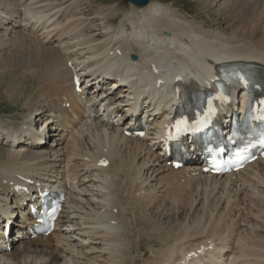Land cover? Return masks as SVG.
Segmentation results:
<instances>
[{
    "label": "bare ground",
    "instance_id": "bare-ground-1",
    "mask_svg": "<svg viewBox=\"0 0 264 264\" xmlns=\"http://www.w3.org/2000/svg\"><path fill=\"white\" fill-rule=\"evenodd\" d=\"M5 1L0 0V30L23 23L25 30L39 31L46 42L57 43L52 48H35L32 42L28 47L29 41L23 43L26 36L22 34L21 38L14 39L17 44L13 61L0 60L4 71L25 68L23 75L27 72L39 74L35 76L38 85L42 84L38 91L41 104L55 103L60 96L66 95L62 86L69 81L68 61L73 63L75 70L86 63L91 66V70L81 74L87 78L95 73L110 76L113 72L114 77L131 80L140 95L144 93L143 77L163 80V68L202 65L213 70L234 61L253 64L264 71L263 0L258 4L257 13L250 10L256 7L258 0H234L231 3L224 0L219 12L222 16L227 14L230 22L239 24L229 36L203 31L160 1H149L142 7L130 5L118 27L108 23L107 13L99 17L100 30L105 37L101 42L85 34L94 25L79 15L82 0H65L64 9H58L57 0L52 3L51 0H11L18 4L17 10H6L10 4ZM53 6L57 10H53ZM232 8H238L239 18L232 13ZM110 9L116 12L114 7ZM46 11L50 13L45 15ZM62 19H65V25L61 23ZM1 40L0 48L3 46ZM117 50L120 55L115 57L113 54ZM64 57L72 59L63 62ZM183 72L179 69L177 74ZM115 86L117 82L108 91ZM21 87L16 88L18 96L23 94ZM199 88L195 80H189L191 91ZM183 90L189 92L186 88ZM15 92L12 96L17 95ZM92 96L98 98L96 92ZM109 96L115 103L110 111L115 114H120L122 105L130 102L131 97L124 89ZM169 106L171 102L165 101L164 107ZM45 108L43 105L37 111L32 109L21 124L27 125L35 112L45 114ZM78 115L81 116L79 112ZM54 116L58 119L55 126L60 123L52 136L56 140L42 149L28 151L24 145L13 146L3 143L0 138V147L8 148H0V205L8 209L4 200L12 191L9 182L16 181L18 176H36L42 182L65 179V187L71 186L67 187L70 189L59 219L62 228L47 239L24 242L14 252L0 254V264H35V260L42 261L41 264H173L179 256L209 240H215V249L208 254L219 253L214 256L217 261L214 264H264V161L247 170L244 176L238 175L236 180L209 179L196 176L194 172H172L154 153L153 143L127 139L119 127L85 119L75 131L64 134L65 123H71L70 119L59 109ZM153 123L158 120L153 119ZM21 124L7 129L17 130ZM1 128H6L2 121ZM42 129L47 134L53 131L49 121ZM103 158L110 162L105 170L96 167ZM148 172L155 174L152 181H158L157 177H160L155 188L147 189L149 184L144 176ZM181 178L186 180L180 184L183 189L175 186ZM76 181L78 183L74 184ZM191 183L194 187L191 185L192 190H187ZM191 191L196 194L193 200H189ZM158 199L176 206L190 202L191 208L197 204L202 215L195 222L184 221L173 230L164 229L166 232L161 235V229L147 216ZM175 211L176 214L191 213V209ZM73 229L76 232H72ZM215 242H223L224 247L219 249Z\"/></svg>",
    "mask_w": 264,
    "mask_h": 264
},
{
    "label": "rangeland",
    "instance_id": "rangeland-1",
    "mask_svg": "<svg viewBox=\"0 0 264 264\" xmlns=\"http://www.w3.org/2000/svg\"><path fill=\"white\" fill-rule=\"evenodd\" d=\"M152 1H160L163 5H165V7L172 9V11H174L179 17L181 16L182 18H184L186 20L188 19L187 21H189L193 25L196 24L195 26H197V27L203 26V28H205V30L208 32L209 31H211V32L212 31L213 32L219 31L220 33L222 32L223 34L229 36V35H231L233 30H235L236 28L239 27L238 23H236L234 21L230 22V19L228 18L227 14H226V16L225 15L222 16V14L219 12V9H220L221 5L223 4L224 0H152ZM208 1H210V2H208ZM232 1H234V0H230V3ZM240 1L243 2V0H240ZM101 2L107 3L109 5L112 4V5L117 6L116 8L114 6H111V7H114L116 10V12L114 14H112V15L109 14L112 11L106 12L108 14V19L114 20L115 25H118L120 23V21H122L124 19L125 14L130 9V7H129L130 5H128L124 0H89L88 5L81 6V11H86L84 13V16L87 18H94L95 13L98 12V9L100 8L99 5ZM259 3H262V0H258V3L255 4L256 7L255 6L251 7L250 12H253L252 10L254 9L255 10L254 13H257L260 9L258 6ZM64 4H65V0H64ZM244 7H247V6L244 5ZM107 8L108 7H105L103 10H107ZM256 10H257V12H256ZM106 13H103V12L96 13V15H98V17H97L98 20L100 21L99 17L103 14H106ZM232 13L234 15H237V18L240 17V16H238V15H240L238 8H232ZM86 20L93 23L94 26H95V24L98 23V22L95 23L91 19H86ZM107 21H109V20H107ZM204 25H205V27H204ZM95 29H97V28H95ZM95 34H97V33L94 32L93 34H89V35L95 37L94 36ZM21 36H22V33L20 32V29H17V30L11 31V32L9 31L7 33L2 32V34H0V37L2 39V40L1 39L0 40H1V43L3 44V46L1 47L2 49L0 48V60L1 61L3 60V61H6L8 63L10 62L9 60L13 61V58H15V53H14L15 48H16L15 44H17L15 40H17L19 37L21 38ZM26 40H27V38L24 39L23 43H25ZM12 43H14V44H12ZM27 43H28V41H27ZM38 45L40 46V44L37 43L36 46H38ZM27 46L31 47L32 42L30 44V41H29ZM33 46H35V45L33 44ZM1 68H0V119H2L3 122L4 121H5V123L18 122L19 120L24 118L32 109H35L34 111H36L40 107H43V105L40 102L41 100L38 97V91L41 89V86H42V84L38 85L39 80L36 77L38 73L34 74L33 72H27L28 74H25V75H27V76H25V75H23L25 68L23 70L18 69V68L15 70L14 69L12 70V68H11L8 71H4L5 69L4 68L1 69ZM19 80L20 81L23 80L24 82L22 81L23 83L22 82L19 83ZM18 85H19V87L22 86L20 89L23 91L24 95L22 94V95L18 96V94L15 92ZM14 92L17 95L12 96V94ZM37 98L39 99V102H38ZM148 174H149V177L151 176L152 179L155 176V174L152 175L151 172H148L147 175ZM145 176H146V174H145ZM157 178H159L158 179V181H159L160 177H157ZM158 181L156 180L155 182H158ZM193 184L194 183L189 184L190 186L187 185L186 189L188 190V188H190V190H192V186L194 187V185H195V184L194 185ZM177 185L178 184H175V186H177ZM181 186L182 185L179 184L178 188L180 187V189H183ZM152 188H153V186H152ZM186 189H184V190H186ZM158 196H159V194H158ZM157 202L164 204V202H162L159 199ZM166 204H170V203L166 202L165 205ZM155 205L152 208L154 212H151L150 210H152V209H150L149 210L150 212L148 211L147 215L151 219V221H154V224L156 225V227L161 229V231H160L161 235H163V233H162L163 231L166 232V230H164V229L173 230V229H175V226L177 224L183 223L184 221L190 222V220H189L190 218H195V216H191L190 213L187 215L185 213H183V214H181V213L176 214L175 213V215L168 216L169 214H167V212L169 213L171 211H168L167 208H165L166 206H163L164 207L163 208L161 205L160 209H159V207H157ZM159 211H160V213H159ZM195 212H196V209L194 210V213ZM171 213H174V212H171ZM161 222H162V225H161ZM154 246H156V248H157L158 245L154 244ZM144 247H146V246L144 245Z\"/></svg>",
    "mask_w": 264,
    "mask_h": 264
},
{
    "label": "snow or ice",
    "instance_id": "snow-or-ice-1",
    "mask_svg": "<svg viewBox=\"0 0 264 264\" xmlns=\"http://www.w3.org/2000/svg\"><path fill=\"white\" fill-rule=\"evenodd\" d=\"M239 80H240L241 82H244V81H245V77H244L243 75H239ZM260 104H261L262 106H264V100H261V101H260ZM209 106H210V110H211V101H209ZM186 123H187V121H184V120L180 121V122L177 124V129H179L182 125H184V124H186Z\"/></svg>",
    "mask_w": 264,
    "mask_h": 264
},
{
    "label": "water",
    "instance_id": "water-1",
    "mask_svg": "<svg viewBox=\"0 0 264 264\" xmlns=\"http://www.w3.org/2000/svg\"><path fill=\"white\" fill-rule=\"evenodd\" d=\"M128 1L136 5H144L147 2V0H128Z\"/></svg>",
    "mask_w": 264,
    "mask_h": 264
}]
</instances>
